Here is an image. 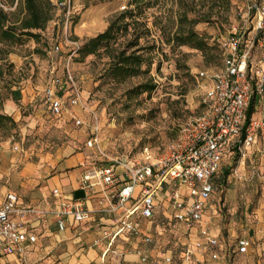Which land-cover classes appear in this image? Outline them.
Returning a JSON list of instances; mask_svg holds the SVG:
<instances>
[{"label": "rangeland", "instance_id": "1", "mask_svg": "<svg viewBox=\"0 0 264 264\" xmlns=\"http://www.w3.org/2000/svg\"><path fill=\"white\" fill-rule=\"evenodd\" d=\"M64 0H53L54 3ZM129 0H71L73 17L68 29L62 12L42 31V39L36 43L29 39L14 48L10 66L0 78V100L4 112L12 115L15 123L7 130L0 128V150L8 149L11 159L17 160L15 171L23 164L33 162L54 171V162L80 149H87L91 167L113 161L137 162L142 159L145 146L155 157L162 156L168 146L177 140L182 127L203 110L202 98L209 80L200 78L201 71L210 73L225 67L226 51L223 42L234 32L252 36L259 18L257 11L249 12L251 3L261 5L264 0H232L228 13L217 15L211 21L200 22L195 29L203 35L210 47L201 51L189 46H173L166 41V33L176 25L179 5L177 0H164L147 9L145 20L150 32L143 36L140 45L147 46L143 52L152 60L150 72L117 82L106 76L109 58L94 54L80 59L78 47L87 39L105 31L116 14L127 9ZM187 3V2H186ZM191 3V2H190ZM200 9L202 2H197ZM9 12L15 4H6ZM201 9H207L201 8ZM197 12L190 15H195ZM155 23L157 25H155ZM133 28L127 35L119 36V42L133 39ZM58 41L60 50H53ZM40 49L39 53L34 48ZM262 48L258 47V54ZM54 75L63 80L65 109L76 115L55 116L44 102V88ZM72 76L82 95V102L70 104ZM152 81L155 88L136 97L127 90L140 82ZM26 93L32 100L17 98ZM259 114L264 115V95L259 97ZM76 119L83 124L77 125ZM97 136V146H87L91 137ZM18 146V149L15 147ZM237 158L233 165L237 166ZM11 162V161H10ZM250 160L247 159L246 165ZM9 166L0 156V189L12 184ZM233 169L231 173H236ZM222 223L232 217L233 205L222 197L217 206ZM224 220V221H223ZM227 245L229 241L225 239ZM150 245L169 253L168 264H183L190 243L183 225L172 220L162 223L151 236ZM168 256V255H167ZM188 264H198L188 262Z\"/></svg>", "mask_w": 264, "mask_h": 264}, {"label": "crops", "instance_id": "2", "mask_svg": "<svg viewBox=\"0 0 264 264\" xmlns=\"http://www.w3.org/2000/svg\"><path fill=\"white\" fill-rule=\"evenodd\" d=\"M18 97L25 101L30 99L21 92ZM259 97L256 96L251 117L264 118L256 112L261 103ZM64 116L76 118L66 109ZM0 156L9 166L7 174L14 181L0 189V199L7 191H13L18 198V207L31 210L22 220L26 229L37 236L34 243H22V251L0 249V264H168L167 258L171 260L169 253L157 250L147 238L151 239L162 223L177 221L171 199L176 186L174 182L168 181L159 191L151 219L136 216L141 233L135 235L116 225L122 211L110 210V197L120 186L107 190L98 186L92 193L82 186L81 179L92 165L87 149L57 159L52 172L48 171L49 167L42 168L43 165L33 162H26L19 172H12L17 160L11 159L8 149L0 150ZM235 157H238L236 167L233 165ZM247 159L250 160L248 169ZM235 168L237 174L231 173ZM56 188L60 190L58 196L53 193ZM223 196L233 205L232 217L224 223L217 211ZM79 199L91 211L90 218L78 222L69 216L61 229L55 211L60 210L64 201ZM177 223L185 227L190 241L183 264L189 261L264 264V134L247 147L246 157L241 158L234 151L222 162L202 220L190 227L185 222ZM207 235L217 243L209 244ZM243 237L250 242L246 252L240 251L239 239ZM225 239L229 241L228 245Z\"/></svg>", "mask_w": 264, "mask_h": 264}, {"label": "built area", "instance_id": "3", "mask_svg": "<svg viewBox=\"0 0 264 264\" xmlns=\"http://www.w3.org/2000/svg\"><path fill=\"white\" fill-rule=\"evenodd\" d=\"M55 4L62 12L68 29L73 17L71 0ZM248 9L259 14L255 26L257 32L246 36L235 31L223 42L225 67L212 73H199L203 81H210L202 98L203 110L182 127L180 136L162 156L156 158L151 148L145 146L141 161L116 160L85 171L81 184L89 193L98 186L103 190L120 186L118 192L110 197V210L122 211L116 220L121 230L135 235L141 233L136 216L153 217L155 198L168 181L176 185L171 198L175 219L189 227L197 224L204 216L214 190V178L222 162L234 151L241 158L246 157L247 147L264 134V118L251 117L247 122V110L253 97L264 95V3H251ZM72 43L80 47L77 42ZM259 46L262 48L261 54L257 52ZM60 48L59 43L54 46L55 51ZM69 80L73 93L70 104L76 106L81 104L82 95L72 76ZM60 82V78L54 76L44 88V101L55 116L64 115L65 111V101L58 92ZM76 123L80 125L85 122L76 119ZM98 143V137L93 136L88 139L87 146L94 147ZM15 148L18 149V146ZM184 189L185 193L182 192ZM53 193L58 196L60 190L56 188ZM114 199L116 202H113ZM30 211L18 207V198L13 191H7L0 199V249L11 252L13 248H18L22 251V243L37 240V236L26 229L22 220ZM55 214L63 229L67 217L72 216L75 221L81 222L90 218L91 211L79 199L64 201ZM207 239L211 245L217 243L208 235ZM249 244L247 238L239 239L240 251L246 252Z\"/></svg>", "mask_w": 264, "mask_h": 264}, {"label": "trees", "instance_id": "4", "mask_svg": "<svg viewBox=\"0 0 264 264\" xmlns=\"http://www.w3.org/2000/svg\"><path fill=\"white\" fill-rule=\"evenodd\" d=\"M164 0H129L127 9L115 15L107 29L84 41L78 49L80 59L89 55L103 54L109 58L106 76L117 82H125L132 77H138L150 72L152 60L143 52L148 48L140 45L143 36L149 34L150 27L145 20L147 9ZM201 1L200 9H196ZM187 2V3H186ZM191 2V3H190ZM232 0H177L179 5L177 22L166 33V41L173 46H189L201 51L210 47L207 39L199 34L195 25L211 21L215 14L223 15L231 9ZM0 78L5 75L6 67L10 66V56L14 54V48L24 45L29 39L39 43L42 39V31L59 14L53 0H0ZM6 4L14 5L15 10L9 12ZM207 9H201L206 8ZM197 12L195 15H190ZM155 25H157L155 23ZM130 28L137 33L133 39L126 43L119 42V36L127 35ZM56 41L53 45L58 44ZM40 52L38 47L34 48ZM59 77L52 75V77ZM58 86L61 94L64 86L63 80ZM155 88L152 81H144L127 90L130 97H136L144 92H151ZM0 100V128L7 130L15 123L12 115L4 112ZM45 102V101H44ZM256 96L253 97L247 110V122L254 112ZM47 105V104H46ZM50 111L49 105H47ZM51 113V112H50Z\"/></svg>", "mask_w": 264, "mask_h": 264}]
</instances>
